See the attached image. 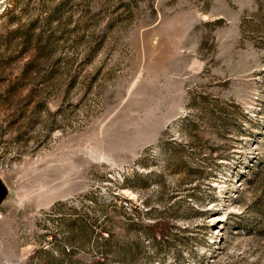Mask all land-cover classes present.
I'll return each instance as SVG.
<instances>
[{
  "label": "rangeland",
  "instance_id": "1",
  "mask_svg": "<svg viewBox=\"0 0 264 264\" xmlns=\"http://www.w3.org/2000/svg\"><path fill=\"white\" fill-rule=\"evenodd\" d=\"M0 185V264H264V0H0Z\"/></svg>",
  "mask_w": 264,
  "mask_h": 264
},
{
  "label": "trees",
  "instance_id": "2",
  "mask_svg": "<svg viewBox=\"0 0 264 264\" xmlns=\"http://www.w3.org/2000/svg\"><path fill=\"white\" fill-rule=\"evenodd\" d=\"M167 228V224L164 222H158L157 224L152 225V234L153 236L158 235V236H163L164 232Z\"/></svg>",
  "mask_w": 264,
  "mask_h": 264
},
{
  "label": "water",
  "instance_id": "3",
  "mask_svg": "<svg viewBox=\"0 0 264 264\" xmlns=\"http://www.w3.org/2000/svg\"><path fill=\"white\" fill-rule=\"evenodd\" d=\"M1 191H2V187H1V185H0V194H1Z\"/></svg>",
  "mask_w": 264,
  "mask_h": 264
}]
</instances>
